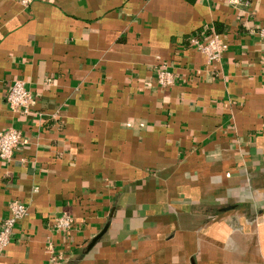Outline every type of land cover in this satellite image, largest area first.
Listing matches in <instances>:
<instances>
[{
	"label": "crops",
	"instance_id": "1",
	"mask_svg": "<svg viewBox=\"0 0 264 264\" xmlns=\"http://www.w3.org/2000/svg\"><path fill=\"white\" fill-rule=\"evenodd\" d=\"M261 26L264 0H0V131L26 139L0 157V223L28 207L0 264H48L50 244L63 264H264Z\"/></svg>",
	"mask_w": 264,
	"mask_h": 264
},
{
	"label": "built area",
	"instance_id": "2",
	"mask_svg": "<svg viewBox=\"0 0 264 264\" xmlns=\"http://www.w3.org/2000/svg\"><path fill=\"white\" fill-rule=\"evenodd\" d=\"M23 4H29L32 0H20ZM230 4H238L241 0H220ZM258 34L264 41V26L258 30ZM192 46L203 51L211 61L220 59L227 48L224 38L215 31L196 33L191 36ZM160 84L168 85L173 82V75L167 70H160L158 74ZM7 104L14 110L24 113L31 111L34 96L21 79L13 81L6 95ZM26 141L22 132L16 128H8L0 131V157L10 160L15 151ZM28 207L19 201L10 204V215L0 223V254H2L13 239L16 223L27 214ZM59 227L70 228L74 226V220L65 215L57 219ZM48 264H63L68 255L65 251L57 249L53 244L48 245Z\"/></svg>",
	"mask_w": 264,
	"mask_h": 264
},
{
	"label": "water",
	"instance_id": "3",
	"mask_svg": "<svg viewBox=\"0 0 264 264\" xmlns=\"http://www.w3.org/2000/svg\"><path fill=\"white\" fill-rule=\"evenodd\" d=\"M105 230H106V229H104L102 233H100L99 235H97V236L92 240V242H91V244L89 245V247H91V246L94 245V243H95V242H96V241L102 236V234L104 233Z\"/></svg>",
	"mask_w": 264,
	"mask_h": 264
}]
</instances>
